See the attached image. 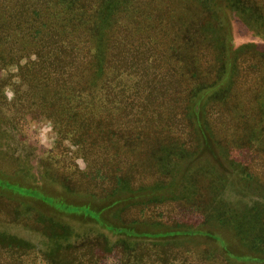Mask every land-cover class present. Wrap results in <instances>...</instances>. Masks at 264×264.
<instances>
[{"label":"trees","instance_id":"trees-1","mask_svg":"<svg viewBox=\"0 0 264 264\" xmlns=\"http://www.w3.org/2000/svg\"><path fill=\"white\" fill-rule=\"evenodd\" d=\"M261 1L0 0V122L1 105L19 119L50 121L57 143H70L86 164L79 189L100 188L105 210L158 205L177 182L174 162L195 159L205 146L237 170L243 152L264 153ZM226 12L260 28L261 48L232 50ZM0 189L91 216L89 203L39 196L17 181L0 177ZM35 224L54 242L65 236L48 218ZM108 230L134 239L175 236ZM29 247L0 234V253L21 256ZM133 260L123 256L121 264H143Z\"/></svg>","mask_w":264,"mask_h":264},{"label":"rangeland","instance_id":"rangeland-1","mask_svg":"<svg viewBox=\"0 0 264 264\" xmlns=\"http://www.w3.org/2000/svg\"><path fill=\"white\" fill-rule=\"evenodd\" d=\"M225 16L232 50L261 48L260 28L246 25L232 12ZM4 95L11 98L7 88ZM242 104L246 110L248 102ZM1 108L6 113L0 122V177L34 188L39 196L89 203L92 211L91 216L86 208L59 212L0 189V234L30 243L21 256L1 252L0 264H88L91 258L92 264H121L123 256L131 262L139 257L143 264H264V153L243 152L245 158L234 170L218 148L205 146L195 159L174 162L177 182L163 191L158 205L120 204L105 210L100 188L79 189L88 180L86 164L70 143H57L50 121L19 119L8 106ZM244 170L251 176L244 177ZM17 212L16 219L10 218ZM39 218L56 222L57 229L66 231L64 238L54 242L35 229ZM127 226L140 234L175 236L134 239L108 230Z\"/></svg>","mask_w":264,"mask_h":264}]
</instances>
